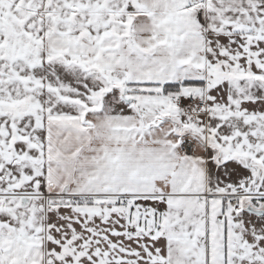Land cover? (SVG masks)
Returning a JSON list of instances; mask_svg holds the SVG:
<instances>
[{
  "label": "snow or ice",
  "instance_id": "snow-or-ice-1",
  "mask_svg": "<svg viewBox=\"0 0 264 264\" xmlns=\"http://www.w3.org/2000/svg\"><path fill=\"white\" fill-rule=\"evenodd\" d=\"M0 264H264V0H0Z\"/></svg>",
  "mask_w": 264,
  "mask_h": 264
}]
</instances>
